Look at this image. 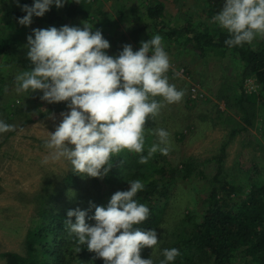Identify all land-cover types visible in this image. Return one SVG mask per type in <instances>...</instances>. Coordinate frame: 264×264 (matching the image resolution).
Segmentation results:
<instances>
[{
  "label": "rangeland",
  "instance_id": "rangeland-1",
  "mask_svg": "<svg viewBox=\"0 0 264 264\" xmlns=\"http://www.w3.org/2000/svg\"><path fill=\"white\" fill-rule=\"evenodd\" d=\"M224 2L97 0L104 14L95 15L93 21H84L94 25L93 31L99 29L112 36L110 44L117 42L120 48L131 44L134 50H138L141 41L159 34L151 32L153 25L145 15L146 6L163 3L168 27L183 26L189 21L203 27L219 26L213 16L223 9ZM64 6L52 7H56L62 15ZM19 7L16 0H0V44L7 50L0 55V86L3 85L0 119L15 125V131L0 134V264H6L1 256L3 252L25 254L26 236L32 219L41 203L48 204L53 199L55 189L63 190L60 199L54 203L55 207L67 205L81 209L83 204H79L76 197L85 192V186L90 182L87 176L76 174L77 184H65L63 180L74 174L66 160L41 164V160L48 155L44 140L63 119L61 113L69 109L49 113L51 115L36 122H27L53 108V103L42 100L41 91L18 93L15 80L17 74L30 70L31 61L25 45L28 35H34L33 29L63 25L82 28L83 23L60 20L52 25L33 18L30 26H24L13 18V11ZM140 26H145L141 35L131 37L129 31ZM10 37L15 40H10ZM136 37H139V42ZM162 43L171 62L169 81L178 89H183L185 95L181 102L166 105L155 121L150 118L146 121L145 127L149 132L146 134L145 150L158 142L152 132L157 127H163L170 132L174 148L168 155L157 151L160 156L171 166H180L193 159L204 173V176L196 174L174 183L160 232V239L166 243L179 227L187 225L189 228L191 222L202 214L212 187L211 179L219 170L220 181L244 186L246 192L252 180L264 181V104L249 108L253 124L248 126L243 120L238 100L241 92L248 94L260 88L255 77L242 75L243 66L236 57L232 54L204 57L191 46L164 38ZM175 72H179L180 76H174ZM241 126H246L247 130L233 133ZM215 184L219 185L218 182ZM194 264L205 263L197 261Z\"/></svg>",
  "mask_w": 264,
  "mask_h": 264
},
{
  "label": "clouds",
  "instance_id": "clouds-1",
  "mask_svg": "<svg viewBox=\"0 0 264 264\" xmlns=\"http://www.w3.org/2000/svg\"><path fill=\"white\" fill-rule=\"evenodd\" d=\"M67 2L34 0L32 5H20L16 0L26 13L18 22L30 26L34 16L43 17L53 5L59 8ZM213 20L229 33L225 40L228 47L241 45L257 33L264 34V0H225ZM82 23V28L63 25L33 29L34 35H28L25 45L30 70L15 76L18 93L41 91L40 98L48 103L67 102L69 111L61 113L63 119L43 142L48 155L41 164L66 160L74 173L103 178L113 166V157L125 150L139 155L141 164L157 151L168 155L174 144L163 127L152 132L158 142L144 155L149 132L146 121H155L166 105L181 102L185 95L169 81L171 62L162 37L155 34L141 41L138 50L125 44L113 56L106 51L111 45L102 31ZM9 131H15V125L0 119V134ZM124 163L122 159L121 166ZM128 184V190L116 191L106 206H95L92 216L80 208L68 210L66 224L77 253L86 247L104 264H155L152 256H141L143 248L155 252L162 242L155 228L138 226L150 215V209L135 199L144 184L139 179ZM71 217H75L74 223ZM180 254L175 247L164 248L159 264H175Z\"/></svg>",
  "mask_w": 264,
  "mask_h": 264
},
{
  "label": "trees",
  "instance_id": "trees-1",
  "mask_svg": "<svg viewBox=\"0 0 264 264\" xmlns=\"http://www.w3.org/2000/svg\"><path fill=\"white\" fill-rule=\"evenodd\" d=\"M33 3L34 0H21L20 5ZM12 14L15 20L26 15L21 7ZM101 14L104 13L97 0H70L64 6L62 15L56 7H51L43 17L33 18L54 25L60 20L93 21L92 17ZM145 15L152 21L151 32L159 33L164 39L191 46L204 57L210 55L224 57L232 54L242 63V75L255 77L260 88L259 91L257 89L248 94L241 92L238 100L244 122L248 126L252 125L253 121L249 116L250 107L264 104V34L260 37L261 34L257 33L251 41L228 47L225 40L229 38V33L220 26L198 27L189 21L183 26L168 27L165 22L166 7L163 3L146 6ZM142 30H145V26L133 28L129 33L131 37L140 36ZM102 34L104 38L112 41V36H108L104 31ZM12 38L15 40L14 37H10V40L14 41ZM138 38H135L137 42H139ZM110 45L111 47L106 50L109 55L116 56L122 50L117 42L113 41ZM6 52V48L0 44V55ZM2 89L3 85L0 86V92ZM52 107L47 112L28 119L27 122H36L47 117L49 113L65 110L67 102L53 103ZM242 130H247V127L241 126L233 133ZM144 155H147V150ZM122 159L125 160L123 166H121ZM220 173L219 170L211 179L212 187L202 214L191 222L189 228L186 227L187 225L179 227L177 233L171 236L168 242H161L156 248L157 252H152L149 247L143 248L142 258L152 256L155 264H159L163 259L162 249L175 247L181 253L176 258L175 264H194L197 261L205 264H264V181L252 180L251 187L246 192L244 186L220 181ZM76 174H69L63 180L64 183L77 184ZM196 174L204 176L193 159L183 162L180 166H171L157 152L147 163L141 164L139 155L125 150L119 156L113 157V166L105 177H88L89 185L85 186V192L76 199L79 204H83L81 209L87 210L88 215L92 216L95 206H106L116 191L128 190L130 187L128 181L139 179L144 184V189L137 193L135 199L150 209V215L138 226L144 230L155 228L160 239L165 210L174 183L189 179ZM216 182L219 185L215 184ZM55 191L56 195H52L53 199L48 204L41 203L32 219L26 236L25 254L14 251L3 252L1 256L6 260V264H104L102 258H97L96 254L89 252L86 247L78 253L75 251L74 236L70 235L66 224V220L69 219L68 210L75 208L67 205L61 208L55 207L54 203L60 199L63 190L57 188ZM71 220L74 223L75 217H71ZM88 222L95 223L94 220Z\"/></svg>",
  "mask_w": 264,
  "mask_h": 264
},
{
  "label": "built area",
  "instance_id": "built-area-1",
  "mask_svg": "<svg viewBox=\"0 0 264 264\" xmlns=\"http://www.w3.org/2000/svg\"><path fill=\"white\" fill-rule=\"evenodd\" d=\"M253 89H255V86H254V84H253V87H252Z\"/></svg>",
  "mask_w": 264,
  "mask_h": 264
}]
</instances>
